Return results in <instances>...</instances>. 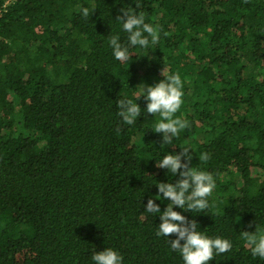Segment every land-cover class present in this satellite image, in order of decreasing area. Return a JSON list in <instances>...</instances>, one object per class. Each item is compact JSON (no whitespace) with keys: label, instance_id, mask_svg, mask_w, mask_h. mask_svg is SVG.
<instances>
[{"label":"trees","instance_id":"1","mask_svg":"<svg viewBox=\"0 0 264 264\" xmlns=\"http://www.w3.org/2000/svg\"><path fill=\"white\" fill-rule=\"evenodd\" d=\"M8 1L0 0V264H95L107 248L123 264H184L156 235L159 213L145 211L159 183L179 179L156 163L184 147L216 188L209 209L174 211L233 245L209 264H264L241 238L264 234V0ZM122 8L160 31L158 44L130 47L126 62L109 44L110 35L127 44ZM164 68L181 76L176 117L190 125L171 144L153 132L160 117L143 98ZM119 99L141 107L133 125L118 115ZM156 203L163 212L169 201Z\"/></svg>","mask_w":264,"mask_h":264},{"label":"clouds","instance_id":"2","mask_svg":"<svg viewBox=\"0 0 264 264\" xmlns=\"http://www.w3.org/2000/svg\"><path fill=\"white\" fill-rule=\"evenodd\" d=\"M139 9V5L136 4ZM116 20L122 23L123 30L128 34L127 44H122L118 35L109 36V44L113 49V56L120 62L130 59L129 48L139 46L147 48L158 44L160 31L158 26L145 22L143 12L125 10ZM83 16H89V9L82 10ZM164 79L155 86L143 88V98L147 101L146 111L149 115H159L160 119L155 124L154 133L162 134L163 144H171L182 130L190 125L184 119L176 117L183 104V82L179 73L169 75L164 68L161 72ZM145 86V85H141ZM123 123L133 125L141 116V107L131 99H119L117 101ZM210 154L202 153L199 160L206 163ZM193 155L188 147L181 149L179 154H169L156 163V168L166 169L175 176H179L176 183H159L156 198H150L145 206L148 213H159L162 221L158 226L156 235L167 237L171 250L179 252L184 264H209L216 255L230 252L232 243L223 238H209L198 231L196 220H189L185 215L174 208H180L185 212H203L209 209V197L212 196L216 181L212 173L201 171L191 166ZM183 161V162H182ZM169 201L166 209L161 212L156 200ZM249 228L252 224L248 225ZM175 235L176 239H169ZM241 238L246 247L250 248L254 257L264 259V234L242 231ZM183 241V243H181ZM95 264H123V257L115 250L107 248L102 252H96L92 256Z\"/></svg>","mask_w":264,"mask_h":264},{"label":"built area","instance_id":"3","mask_svg":"<svg viewBox=\"0 0 264 264\" xmlns=\"http://www.w3.org/2000/svg\"><path fill=\"white\" fill-rule=\"evenodd\" d=\"M9 1H10V0H9ZM9 1H8V2H9ZM0 14H1V11H0Z\"/></svg>","mask_w":264,"mask_h":264}]
</instances>
